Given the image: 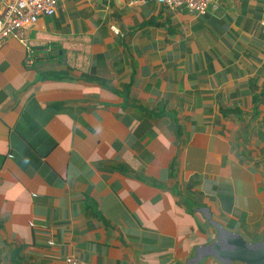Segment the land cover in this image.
Wrapping results in <instances>:
<instances>
[{"label": "crops", "instance_id": "crops-1", "mask_svg": "<svg viewBox=\"0 0 264 264\" xmlns=\"http://www.w3.org/2000/svg\"><path fill=\"white\" fill-rule=\"evenodd\" d=\"M235 234L264 241V0H64L5 40L0 264H241Z\"/></svg>", "mask_w": 264, "mask_h": 264}, {"label": "built area", "instance_id": "built-area-1", "mask_svg": "<svg viewBox=\"0 0 264 264\" xmlns=\"http://www.w3.org/2000/svg\"><path fill=\"white\" fill-rule=\"evenodd\" d=\"M64 0H4L0 11V47L6 39L13 38L27 47L28 31L36 26L41 17H51L58 4ZM144 1H155L170 9L186 10L190 13H206L212 0H127L131 6ZM51 56L48 52H35L29 49L28 59L32 63L36 59H45ZM66 264H90L70 256Z\"/></svg>", "mask_w": 264, "mask_h": 264}, {"label": "water", "instance_id": "water-1", "mask_svg": "<svg viewBox=\"0 0 264 264\" xmlns=\"http://www.w3.org/2000/svg\"><path fill=\"white\" fill-rule=\"evenodd\" d=\"M218 257L222 261L241 264H264V241L250 243L243 236L235 234L228 238L227 247L215 245Z\"/></svg>", "mask_w": 264, "mask_h": 264}, {"label": "clouds", "instance_id": "clouds-1", "mask_svg": "<svg viewBox=\"0 0 264 264\" xmlns=\"http://www.w3.org/2000/svg\"><path fill=\"white\" fill-rule=\"evenodd\" d=\"M58 8V7H57Z\"/></svg>", "mask_w": 264, "mask_h": 264}]
</instances>
